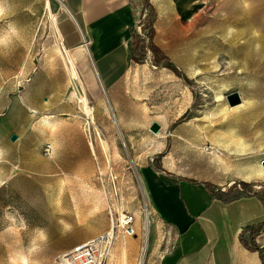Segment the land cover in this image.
Instances as JSON below:
<instances>
[{"label":"rangeland","instance_id":"1","mask_svg":"<svg viewBox=\"0 0 264 264\" xmlns=\"http://www.w3.org/2000/svg\"><path fill=\"white\" fill-rule=\"evenodd\" d=\"M198 2L205 4H198L202 11H197V21L185 27L173 23L172 27L157 32L155 13L151 9L144 10L143 4L139 6L142 15L135 27L140 22L143 33L151 35L154 31L150 43L179 67L187 81L174 76L167 68H154L152 51L140 48L135 52L136 63H149L146 78L151 80L143 94L134 89L130 94L132 105L122 108L123 115H129L136 124L132 125L130 137L105 139L110 161L100 140H95L94 170L92 174H81V178L90 175L89 183L73 187L72 174L58 173L41 179L33 173L11 171L13 164L18 165V158L13 155L19 149L20 135L31 137V142L42 143L43 116L50 115L51 119L56 110L47 106L43 110L36 107L38 113L31 111L32 104L45 106L44 99L50 94V91L39 90L41 86L34 82V70L46 61L64 67L56 27L52 23L55 14L60 13L61 2L13 0L16 15L11 20L22 27V40L16 42L10 52L0 55V148L6 153L0 162V173L9 179L0 187V264H6L10 254L27 246L31 230L36 227L46 229L49 235L48 244L36 258L42 264H61L65 254L111 229L109 206L112 203L118 212L139 214V221L146 230L150 225L147 223L149 208L139 169L152 159L158 167L161 162L170 160V165L174 164L175 169H181L186 175L215 183L252 171L255 166L262 167L264 0ZM48 3L50 9H46ZM230 28L235 31L230 33ZM137 42L135 39L134 43ZM257 44L261 45L260 51L256 50ZM80 83L91 105L88 112L92 113L94 124L99 117L115 121L117 115L105 92L101 89L104 105L99 107L86 90L82 77ZM70 87L69 93L73 94L74 87ZM50 89L52 87L48 86ZM235 92L243 102L231 107L227 96ZM183 117L184 121L175 126ZM154 124L161 127L158 133L151 131ZM179 132L182 135L177 136ZM233 134L240 137V151L229 145ZM13 135L17 136L15 142L11 141ZM167 148L175 155H158ZM5 211L17 215V220L23 216L28 231L19 237L4 233L8 223L3 219ZM61 220L71 225L65 234Z\"/></svg>","mask_w":264,"mask_h":264},{"label":"crops","instance_id":"2","mask_svg":"<svg viewBox=\"0 0 264 264\" xmlns=\"http://www.w3.org/2000/svg\"><path fill=\"white\" fill-rule=\"evenodd\" d=\"M59 1L61 10L54 19L64 67L59 68L46 61L34 70V82L41 86L39 90L50 91V94L44 99L45 106H30L42 110L47 106L56 109L51 119L43 116L45 129L40 143L43 152L45 146L51 144L52 153L50 156L43 154L39 143L31 142L29 136L20 135L19 149L13 155L18 158V165L13 164L11 171L33 173L41 179L68 173L73 175L71 184L75 187L89 183L90 175L81 178V174H92L94 170V141L130 137L132 125L136 124L129 115H123L122 108L132 105L130 94L134 89L143 94V89L151 81L146 78L150 71L149 63L138 64L131 60L134 28L142 15L139 6L143 4L144 10L151 9L155 13L154 28L157 32L172 27L173 23L183 27L191 25L197 21V11H202L199 6L204 2ZM147 2L151 8L146 7ZM70 60L76 64L79 81L82 77L86 90L99 107L104 105L101 91L108 96L117 115L115 121L99 117L94 124L96 126H91L87 132L81 113L82 103L74 92L69 93L73 84L66 62ZM171 73L177 76L173 71ZM48 86L52 89L48 90ZM182 122L179 119L175 126ZM180 135L181 132L177 134ZM27 142L30 146H23ZM159 154L175 155L168 148ZM154 162L153 159L150 163L145 162L139 169L150 225L143 230L140 215L136 213L137 235L120 239L107 264H264L259 252L249 250L240 239L245 227L264 224L263 202L253 196L227 203L216 196L219 191L236 189L241 182L253 185L255 191H264V168L261 165L229 177L223 183H215L186 175L181 169H175L174 164L170 165V160L161 162V172H157L153 168ZM245 237L249 239L250 232H246ZM256 242L264 248V233L257 237Z\"/></svg>","mask_w":264,"mask_h":264},{"label":"clouds","instance_id":"3","mask_svg":"<svg viewBox=\"0 0 264 264\" xmlns=\"http://www.w3.org/2000/svg\"><path fill=\"white\" fill-rule=\"evenodd\" d=\"M16 15L15 6L13 0H0V24H4V27H0V55H5L10 52L13 45L22 40V27L18 26L16 22L11 20V17ZM6 22V23H5ZM235 29L230 28L229 32H233ZM254 35L259 36L258 32H254ZM261 45H256V50L260 51ZM252 84V87H255ZM5 149L0 148V162H2L5 156ZM9 182V179L3 177L0 173V187H4ZM3 219L7 221V226L4 227L3 232L11 236L19 237L22 232L28 231V223L23 216L17 220V215H13L8 211L4 212ZM60 225L63 229V234L71 229V225L61 220ZM32 235L28 239V244L25 248L10 254L7 257L6 264H42V262L36 258V256L44 250V247L49 242V235L46 229L36 227L31 230Z\"/></svg>","mask_w":264,"mask_h":264},{"label":"built area","instance_id":"4","mask_svg":"<svg viewBox=\"0 0 264 264\" xmlns=\"http://www.w3.org/2000/svg\"><path fill=\"white\" fill-rule=\"evenodd\" d=\"M142 27L143 25L140 22L139 25L136 26L139 38H143L145 35V33L141 31ZM84 103L87 104L88 108L91 107L87 100H85ZM89 112L81 110V113L85 118L87 132H89L91 126L94 125L92 113L89 114ZM44 153L47 156L51 155V144L45 146ZM238 188L242 189L241 185H238ZM109 214L111 229L98 237L77 246L71 253L65 254L61 260V264H107L120 239L137 235L135 226L137 220L136 214L124 210L118 212L114 203L109 206Z\"/></svg>","mask_w":264,"mask_h":264},{"label":"trees","instance_id":"5","mask_svg":"<svg viewBox=\"0 0 264 264\" xmlns=\"http://www.w3.org/2000/svg\"><path fill=\"white\" fill-rule=\"evenodd\" d=\"M146 7L151 8V5L147 2ZM154 31H151V35L149 34H145L143 38H139L138 36V32H137V28H134V36L135 39L138 40V42L135 44H131V60L138 62V58L137 55L135 54V52H137L140 48L147 51V49L149 51L153 52V60H152V66H154L155 68L158 69H163V68H167L171 71H173L178 77L183 78L184 80H186L184 74L182 73V71L179 69V67L172 62L170 59H168L164 53L158 48L156 47L154 44L150 43V39H152L153 37V33ZM135 46V48H134ZM187 81V80H186ZM184 117L180 120L181 122L184 121ZM153 168L157 171V172H161V169L157 166L156 162L153 163ZM239 185H241L242 189H239L238 187L236 189H232L230 191L227 192H221L219 191L218 194L216 196L219 197V199H221L224 202H231V201H235L244 197H258L264 204V191L262 192H258L255 191L253 189V185L251 184H247L244 182H241ZM264 189V188H262ZM246 232H250V238L246 239L245 237V233ZM264 233V224H261L257 227H245L243 233L240 236L241 242L251 251H255V252H259V254L261 255V258L264 261V248L260 247L257 242L256 239L258 236H260L261 234Z\"/></svg>","mask_w":264,"mask_h":264},{"label":"bare ground","instance_id":"6","mask_svg":"<svg viewBox=\"0 0 264 264\" xmlns=\"http://www.w3.org/2000/svg\"><path fill=\"white\" fill-rule=\"evenodd\" d=\"M46 9H50L49 3L47 4V8ZM50 17L52 19V15ZM52 23H53L54 26H56V23H55V20L54 19H52ZM66 64H67L66 65V68L68 69V71L70 73V78L69 79H71L72 84H73V87H74V94L76 95V97L78 98V100L82 103L83 110L88 112L89 111V108H88L87 104L84 103V101L86 100V97L84 95L85 93L83 94V92L81 91L80 86H79L80 81L78 79L79 77L77 76V71L75 70V65L76 64L74 63L73 60H70L68 63L66 62ZM81 88H82V86H81ZM30 109H31V111L33 113H38L37 109H35L33 107H31ZM44 117H45V119H50V115L44 114ZM239 138L237 137V135L233 134V139H232V141L230 142L229 145H231V147L233 145L236 150H239L240 151L241 150V147L239 146L240 145L239 144ZM101 144H102L104 153H105L108 161H110V149H109V145L103 139H101ZM262 167L264 168L263 164H262ZM147 223H149V219H148V222Z\"/></svg>","mask_w":264,"mask_h":264},{"label":"water","instance_id":"7","mask_svg":"<svg viewBox=\"0 0 264 264\" xmlns=\"http://www.w3.org/2000/svg\"><path fill=\"white\" fill-rule=\"evenodd\" d=\"M228 103L231 107H236L242 103V98L238 92L231 93L227 96ZM161 127L158 124H154L151 127V131L154 133H158L160 131ZM11 140L15 142L17 140V136L13 135ZM263 166H264V161H263Z\"/></svg>","mask_w":264,"mask_h":264}]
</instances>
